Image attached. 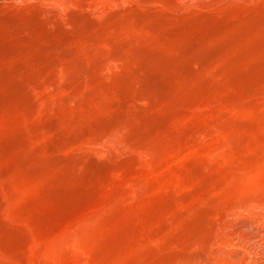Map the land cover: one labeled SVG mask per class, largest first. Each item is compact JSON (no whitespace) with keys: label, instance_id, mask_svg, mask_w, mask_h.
<instances>
[{"label":"rangeland","instance_id":"obj_1","mask_svg":"<svg viewBox=\"0 0 264 264\" xmlns=\"http://www.w3.org/2000/svg\"><path fill=\"white\" fill-rule=\"evenodd\" d=\"M0 264H264V0H0Z\"/></svg>","mask_w":264,"mask_h":264}]
</instances>
